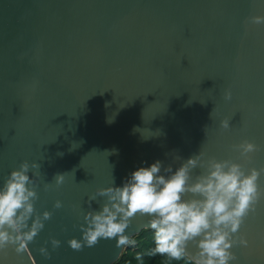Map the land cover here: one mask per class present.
Returning <instances> with one entry per match:
<instances>
[{
	"label": "water",
	"instance_id": "95a60500",
	"mask_svg": "<svg viewBox=\"0 0 264 264\" xmlns=\"http://www.w3.org/2000/svg\"><path fill=\"white\" fill-rule=\"evenodd\" d=\"M254 15L264 0H0V184L21 162L40 164L35 207L52 212L0 264H114L126 248L115 239L82 251L67 241L99 209L88 197L157 160L175 169L203 151L244 163L231 146L248 139L260 150L245 167L264 168V24ZM146 226L133 219L129 238ZM240 233L248 246L232 249V264H264V197Z\"/></svg>",
	"mask_w": 264,
	"mask_h": 264
},
{
	"label": "clouds",
	"instance_id": "9594fccd",
	"mask_svg": "<svg viewBox=\"0 0 264 264\" xmlns=\"http://www.w3.org/2000/svg\"><path fill=\"white\" fill-rule=\"evenodd\" d=\"M249 22L264 24V16H251ZM224 99H232L231 91L225 92ZM220 127L228 130L230 120L223 119ZM231 147L244 163L231 158H205V152L200 151L175 169L157 160L132 172L122 186H116L113 180L111 186L98 188L88 197V203L91 209L95 201L99 209L83 214L79 226L82 238H72L68 245L74 251L95 247L101 239H115L117 247L128 245L132 241L127 230L133 219L147 217L146 227L154 232L153 255L187 260L189 264H232L238 259L232 249L248 246L240 229L264 197L259 182L264 168L245 167L260 150L256 143L244 139ZM40 167L25 160L0 184V254L5 258L9 248L17 254L24 252L52 218V212L39 213L35 207ZM54 180L56 187L62 185L64 173L56 174ZM51 187L44 185L45 191ZM53 207L60 209L63 204L56 200ZM50 243L55 251L61 241L50 238ZM38 251L51 259L47 247L41 246Z\"/></svg>",
	"mask_w": 264,
	"mask_h": 264
},
{
	"label": "trees",
	"instance_id": "16d2710c",
	"mask_svg": "<svg viewBox=\"0 0 264 264\" xmlns=\"http://www.w3.org/2000/svg\"><path fill=\"white\" fill-rule=\"evenodd\" d=\"M126 245L120 257L114 264H189L187 260L174 261L166 256L153 255L154 232L143 229Z\"/></svg>",
	"mask_w": 264,
	"mask_h": 264
}]
</instances>
